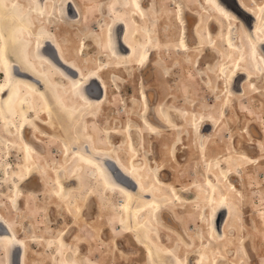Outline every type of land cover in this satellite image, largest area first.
Returning <instances> with one entry per match:
<instances>
[{
    "label": "bare ground",
    "instance_id": "bare-ground-1",
    "mask_svg": "<svg viewBox=\"0 0 264 264\" xmlns=\"http://www.w3.org/2000/svg\"><path fill=\"white\" fill-rule=\"evenodd\" d=\"M102 1L91 0L86 4L85 0H0V73L3 76L0 80V127L5 131L3 133L12 136L8 144L19 154L14 167L9 166L8 161L1 162L4 160L0 158V171L6 177L8 185L12 187L9 201L14 206L18 205L24 197L21 185L33 177L39 179L40 183L43 177L48 175L56 181L57 190L54 191V195L62 204L66 188L79 185L81 178L78 172L84 170L96 183L102 195L117 192L120 198L115 205L116 212L112 210L113 222L123 234L130 236L135 246L143 249L146 263L158 264V259L163 254H168L173 264H190L189 259H182L173 254L172 248L164 250L157 236L159 228L155 223H151L149 217H142L145 209L150 207L155 215L156 213L159 215L157 223L163 226L161 219L170 198L167 194L161 193L160 187L163 183L160 181L158 171L162 166L152 167L145 157L144 160L139 157L131 136V119L120 133L117 129L105 128L101 133L95 130L91 135L92 133L85 128L87 119L96 118L95 109L107 96V85L102 76L105 66L94 64V67H87V71L84 72L82 65L78 63L80 60V63H86L80 57L85 41L79 39L78 46L74 45L80 58L79 62L73 57V53L70 54L68 49L62 47V41L65 43L72 41V31L77 30L75 27L81 28L82 18L88 22L89 18L99 15L106 21L98 29L93 40L98 53L105 58V63H112L110 66L113 68L126 71L131 66L143 68L150 63L152 54L160 49L164 37L168 39L166 40L168 44L178 42L181 50H189L184 27V14L189 12L196 18L193 36L198 43L202 42L205 36L206 39L210 38L211 43L219 41L228 50L226 54L228 64L221 67V72L226 74L228 80L225 89L227 100H230L236 93L241 94L244 91L242 84L244 81L264 75V0H236L238 7L252 19L249 27L220 0H170L169 3L174 5L173 12L167 10L164 0ZM164 14L167 18L160 19V15ZM171 16L175 20L173 23H177L179 27V36L176 40H173L176 33L173 31L174 24L170 22ZM164 19H167L168 23H163ZM209 23L218 28L214 38ZM164 26L168 28L166 33H162ZM236 26L239 28L237 39L243 45L235 42L233 30ZM51 27H55V32L50 29ZM77 32L82 34L78 30ZM94 61L98 63V60ZM62 81L66 82V85L62 84ZM236 86L240 92L235 91ZM139 98L142 106L138 118L147 127L149 134L157 135V126L146 118L149 97L147 98L144 91H140ZM132 103L136 105L134 101ZM160 106L156 107L155 112L166 125H172L169 114ZM54 114L62 117L66 126H70L68 133L71 131L86 140V144L82 146H70L64 142V153L67 155L64 164L71 173L67 177H63L65 175L60 174L58 170L50 173L46 172L48 169L44 171V166L38 163L34 156L35 148L25 138L27 129L41 135H45L48 130L55 132L56 127L52 121ZM223 119V122H226L225 128L232 136L231 140L219 145L216 152L215 149L211 150V156L215 155L213 164L208 165L203 175L205 187L203 196L206 203L204 205L207 210L204 222L208 242L196 250L192 264H218L220 260H224L221 253L214 255L211 250L208 253L207 248L213 242L223 243L228 238V230L238 219L237 203L239 204L241 198L244 201L246 199L243 190L236 188L230 179L243 178L249 169L257 167L264 160V147L259 152L255 150L258 157H252L251 152H247L242 143L245 142L247 146L253 144L250 139L249 141L243 139L241 133L244 130L241 131L239 128L236 132L234 130L236 125L233 128L231 120L226 117ZM197 120L194 129L203 141L204 131L209 129L208 126L213 128L214 124H204L205 120L209 119L204 120L202 116ZM212 120L209 121L212 123ZM245 132L250 133L246 130ZM111 133L121 137V141L117 144L112 143ZM178 142L175 141L169 147ZM203 147L201 146L202 158L206 162L211 157H206L209 150L205 145ZM174 154L172 151L169 152L172 160L175 159ZM232 163L237 167L231 165ZM168 189L172 197L180 199L176 188L171 185ZM67 196L69 199V195ZM88 196L93 194L90 193ZM89 202L88 204H91ZM59 207L58 204L56 208L61 210L62 207ZM79 207V203L74 205L75 210H79ZM218 213H224L220 226L216 222ZM63 235L61 233L57 239L60 245V247L58 245L61 254L60 264H78L75 261L79 254L78 250L69 247L72 242L66 243ZM26 246V242L17 236L14 224L6 219L0 210V252L4 254L3 264H26ZM236 248L247 257L242 237L236 239ZM237 264H242L241 259Z\"/></svg>",
    "mask_w": 264,
    "mask_h": 264
},
{
    "label": "rangeland",
    "instance_id": "rangeland-1",
    "mask_svg": "<svg viewBox=\"0 0 264 264\" xmlns=\"http://www.w3.org/2000/svg\"><path fill=\"white\" fill-rule=\"evenodd\" d=\"M90 1L85 0V3L88 4ZM164 1L167 10L173 12L174 5L169 3L170 0ZM102 6L101 11H103ZM192 8L195 7L192 6ZM190 15L189 12L184 14L185 40L190 47L189 50H181L178 42H175V45L168 44L166 42L168 39L164 37L160 49L152 54L150 63L143 68L131 66L127 71L126 69L113 68L110 66L112 63H105V58L98 53L95 46L91 47L96 34L93 22H99L101 19L99 15L88 19L89 31L84 30V33L80 34L77 30L72 29V41L69 43L62 41V47L68 49L70 54L73 53L74 56H71L78 61L80 58L76 54L75 46H78L79 39L84 40L86 47L80 57L86 63L78 61V64L82 65L83 71H87V67H94V64L105 66L102 76L106 81V99H108H103L97 108L95 105L96 118L94 120L88 118L85 128L89 133H92L91 135L94 134L93 131L97 130V133H101L105 128L117 129V132L120 133L123 132L128 120L131 119V136L139 157L143 160L145 157L152 167L162 166V169L158 171L160 181L163 183L160 189L161 193L168 195L171 203L168 205L164 203L167 205V210L161 219L163 226L157 223L159 215H157L158 213L155 215L150 207L145 209L142 217H149L151 223H155L159 228L157 236L160 238L164 250L172 248L173 254L182 259H189L188 261L192 264L196 250L208 242L204 222L207 210L204 205L206 203L203 196L205 190L203 175L208 165L213 164L215 155L211 156V150L215 149L216 152L219 145L231 140L232 136L225 128L226 122H223V118L231 120L233 128L236 125L234 129L236 132L239 128L241 131L244 130L241 133L243 139L247 141L250 139L253 144L247 146L245 142L242 143L245 150L251 152L252 157H258L255 150L259 152L264 147V75L254 76L248 81H244L242 83L244 91L241 94L236 93L235 97L227 100L225 88L228 86V80L226 74L221 72V67L228 64L226 58L228 50L219 41L211 43L210 38L206 39L205 36H203L202 42L198 43L193 36L196 18ZM165 16V14L160 15V19ZM172 16L170 22L172 25L174 24L173 31L176 33V37L173 40H176L179 36V27L177 23H173L175 20ZM163 23H168V20L164 19ZM209 28L214 38L218 28L210 23ZM50 29L55 32V27ZM166 30H168L166 26L162 27V33H166ZM238 33L239 28L236 26L233 30L235 42L238 45H243L237 39ZM72 42H74L73 45ZM94 59L98 60V63H94ZM2 78L0 73V80ZM62 84L66 85V82L62 81ZM140 91H144L147 98L149 97L146 118L151 124L157 126V135L149 134L147 127L138 118L139 109L142 106L139 98ZM133 101L136 105H133ZM159 105L164 107L169 114L172 125H166L165 121L155 112ZM201 116L204 120L213 119L212 123L205 120L204 124H214L213 128L208 126L210 130L204 131L203 141L194 129L195 121ZM62 119L54 114L52 121L56 127L55 132L48 130L45 135H41L27 129L25 138L35 148L34 156L38 163L44 166V171L48 169L46 172L50 173L58 170L60 174L65 175L63 177H67L71 173L68 166L64 164L67 155L64 153L63 145L66 143L70 146H82L86 144V140L71 131L68 133L70 126H66ZM3 132L5 131L0 127V158L4 160L1 162L7 163L8 161L7 164L14 167L19 154L8 144L12 136ZM110 136L111 142L114 144L119 143L122 139L115 133H111ZM175 141L179 142L170 148L169 146ZM200 145L202 147L205 145L209 150L206 157H211V159H207L206 162L202 158L203 152ZM171 151L175 153L174 160L169 157ZM231 165L237 167L234 163ZM78 175L81 178L80 184L66 188L62 204L54 195V191L57 190L56 181L48 175L42 176L44 184L40 182V187L36 186V178L28 183H23L20 188L24 197L18 207L19 204L14 206L10 203L12 187L8 185L6 177L0 171V202L2 208L10 214L11 219L5 216V211L1 207L0 210L6 219L13 224V220L16 221V225L25 230L21 233L22 236L27 235L36 237L38 240L40 238L46 240L48 264H60L61 254L58 251L57 239L61 233L64 234L66 243L72 242L68 246L78 250L79 254L75 260L78 264H116V262L117 264H149V262L146 263L143 249L135 246L130 236L123 234V231L113 222L114 212H116L115 205L120 198L117 192L102 195L96 187V183L89 178L84 170L78 172ZM83 180H87L85 182L88 184H85ZM230 180L236 188L243 190L246 199L244 201L241 198L238 201L239 204L237 203L238 214L236 217L238 219L232 223L228 230V238L223 243H211L207 248L208 253L211 250L214 255L217 253L223 255L224 260H220L218 264H237L240 259L242 264H264V160L257 167L249 169L243 178ZM44 185L46 186L44 187ZM86 185L88 186L86 187ZM171 185L176 188L180 196V199L177 198L179 201L170 195L168 187ZM90 193L93 196H88ZM67 195H69V199H67ZM77 203L80 206L79 210L74 209V205ZM58 204L59 208L62 207L61 210L56 208ZM40 223H44V225L39 227ZM239 237L245 241L247 257L236 248V239ZM0 254V264H3L4 254L3 252ZM158 260V264H173L168 254H163ZM37 261L40 260L36 258Z\"/></svg>",
    "mask_w": 264,
    "mask_h": 264
},
{
    "label": "flooded vegetation",
    "instance_id": "flooded-vegetation-1",
    "mask_svg": "<svg viewBox=\"0 0 264 264\" xmlns=\"http://www.w3.org/2000/svg\"><path fill=\"white\" fill-rule=\"evenodd\" d=\"M82 22L81 24V28H77L75 27L78 31H80L81 33H84V30L89 31V26H88V22H86V20L84 18H82ZM99 21H94L93 22V28H94V32L97 33L98 29L101 28V26L104 24V22L106 21L105 18H101L99 19ZM103 21V22H102ZM98 22V23H97ZM87 27V28H86ZM92 40V38H91ZM86 44V41H85ZM94 43L91 44V47H94ZM86 47V45H85ZM35 177H33L32 179H34ZM36 182V186H41V184H39V179H37ZM31 180L27 181L26 183L30 182ZM20 206V204L18 205V207ZM0 207L2 208L3 206L1 205L0 202ZM5 212V216H7L8 218L11 219L10 214H8V211L4 208H2ZM14 230L17 232V236L20 238H23L24 241L26 242L27 245V254H26V258H27V263L26 264H48V247L46 245V240L44 241L43 238H40V240H37L36 237L33 236H22L21 233L24 232L25 230L18 227L16 225V221H14ZM44 223H40L38 226H43ZM1 256V254H0ZM36 258L39 259L40 261L36 262Z\"/></svg>",
    "mask_w": 264,
    "mask_h": 264
},
{
    "label": "water",
    "instance_id": "water-1",
    "mask_svg": "<svg viewBox=\"0 0 264 264\" xmlns=\"http://www.w3.org/2000/svg\"><path fill=\"white\" fill-rule=\"evenodd\" d=\"M222 1L232 12H234L236 15H238L240 18H242L246 24L248 25V27L252 24V19L251 17H249L247 14H245L236 4V0H220ZM239 84V83H238ZM236 92H240L239 91V87L235 89ZM224 219V213H218L216 215V222L217 225L220 226L222 224V221Z\"/></svg>",
    "mask_w": 264,
    "mask_h": 264
}]
</instances>
